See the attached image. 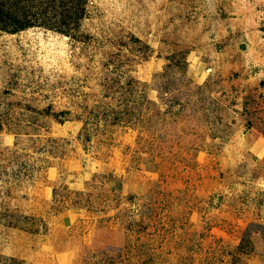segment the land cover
<instances>
[{"label": "rangeland", "instance_id": "374dc122", "mask_svg": "<svg viewBox=\"0 0 264 264\" xmlns=\"http://www.w3.org/2000/svg\"><path fill=\"white\" fill-rule=\"evenodd\" d=\"M77 33L0 31V264H264V0Z\"/></svg>", "mask_w": 264, "mask_h": 264}, {"label": "trees", "instance_id": "16d2710c", "mask_svg": "<svg viewBox=\"0 0 264 264\" xmlns=\"http://www.w3.org/2000/svg\"><path fill=\"white\" fill-rule=\"evenodd\" d=\"M88 0H0V31L17 32L35 26L73 37L85 16ZM68 112L56 113L57 118Z\"/></svg>", "mask_w": 264, "mask_h": 264}]
</instances>
